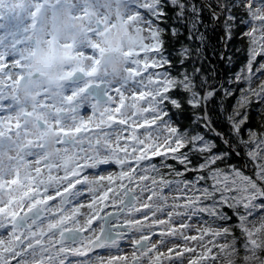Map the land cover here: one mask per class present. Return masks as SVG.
<instances>
[{"label":"snow or ice","instance_id":"snow-or-ice-1","mask_svg":"<svg viewBox=\"0 0 264 264\" xmlns=\"http://www.w3.org/2000/svg\"><path fill=\"white\" fill-rule=\"evenodd\" d=\"M126 4L127 0H0V197L8 194L7 203L0 199V216L6 214L10 219H19L30 214L34 220L43 222L45 217L40 213H47L48 205L79 185L90 187L87 203H77L69 215L63 214V208L52 211L56 219L49 223L47 231H36L38 225H33L26 238L21 232L14 234L11 240L0 239V264H17L25 246L39 250V264H44L45 260L55 264V249L60 248L65 232L70 231L61 225L68 220H76V231L84 237L79 248L62 249L64 253L75 252L87 257L96 252L97 247L104 246L101 241L109 227L128 228L133 232L151 228L155 231L132 242L138 251L133 254L131 264H144L145 259L149 264H215L218 254L228 253L226 244L216 242L227 236V230L221 231L210 224L191 229L188 224L177 223L174 217L185 215L182 209L189 205L206 203L209 188L214 198L211 206L201 211H208L210 215L215 214L219 205L230 212L233 207L237 212L250 210L257 200L264 205V169L258 158V154H264V123H260L258 129L247 127L250 111L257 106L259 115L264 117V83L258 79L264 77V0H254L252 7L259 4L260 9L243 23L248 28L243 32L247 40V63L228 82L229 87L221 85L217 89L213 84L212 90L206 93L205 81L216 76L215 66L207 63L208 38L201 31L207 28L201 13L209 6L197 0H135V10L129 12ZM211 9L212 18L225 25L220 39L222 48H228L235 33L228 27L231 20L225 15L235 17L239 9L230 11L229 7H224L223 14L219 4ZM244 16L249 14L244 13ZM240 19L243 17L238 18V23ZM182 36L193 46L182 42ZM173 41L180 44L178 51L174 45L169 47ZM225 58L232 63L233 57L221 53V59ZM174 61L181 66L190 65L194 73H201L204 78L186 75L178 83L177 76L169 75L170 70H176ZM67 64H74L87 77L101 74L105 78H117L122 72L133 78L141 73L137 67L126 65L143 66L155 74L164 103H175L173 98L178 94L173 89L181 90L180 95L188 96V104L200 113L196 117L197 127L209 128L220 139L223 137L225 143L232 141L218 132L214 123L218 112L228 113L224 101L235 96L236 104L225 118L233 134H248L247 143L255 151L241 149L247 162L240 160L239 164H234L227 155L213 148L206 134L194 135L193 143L188 145L175 137L165 144L148 142L150 136L142 139L139 134L154 126L155 119L131 123L130 118L120 115L130 102L143 100L147 93L136 91L128 96L116 88L113 91L118 94L119 103L107 110L111 113L107 120L123 125L125 136L115 144L103 142V151L110 153V159L100 157L102 142L97 138L95 145H88L95 154L89 153L80 160L62 146L71 136L94 132L104 121L81 120L75 127H63L59 120L49 123L44 119L45 110L53 108L48 102L51 89L72 75V72L61 74ZM216 97H220L218 104ZM108 98L113 99L110 94ZM67 99L72 100L73 96ZM167 115L164 113L160 118ZM52 137H55L56 148L49 152ZM37 149L34 166L26 157ZM61 152L64 156L61 164H57L55 157ZM230 155L233 160L239 158L236 152ZM150 161L155 162L147 163ZM105 164L111 168L119 165V171L97 174L94 180L86 174V170L91 172L97 167L103 173ZM61 165L65 174L58 176ZM64 181L69 183L63 186ZM53 183L60 186L49 192V185ZM17 188L24 189L19 196L15 194ZM169 193L179 195L169 197ZM169 199L173 203L168 204ZM24 201H30L27 208ZM153 201H159L168 210L158 209ZM84 209L89 214L82 226L77 218L84 214ZM157 211H161L163 218L153 219ZM229 211L228 215L223 212L219 215L225 221L240 220L241 231L251 250H264V218L256 221L245 215H230ZM117 212L126 218L110 224L109 217ZM102 220L99 234L88 237ZM148 221L152 222L146 223ZM21 225L28 228L23 221ZM184 229H189V234L184 235ZM56 233L61 241L53 235L48 243V237ZM177 233L183 244L161 251V245L153 243ZM123 235V232L115 233L117 237ZM205 239H208L206 246ZM95 260L98 264H129V255L117 249L116 254H98Z\"/></svg>","mask_w":264,"mask_h":264},{"label":"clouds","instance_id":"clouds-1","mask_svg":"<svg viewBox=\"0 0 264 264\" xmlns=\"http://www.w3.org/2000/svg\"><path fill=\"white\" fill-rule=\"evenodd\" d=\"M216 4H219L221 13L224 7H229L230 11L239 9V12L235 17H229L225 15L226 19H230L231 23L228 27L235 32L240 23H244V19H240L239 23L237 22L238 18L243 17L244 13H248L249 17L253 16L257 11H259V4L255 8L252 7L254 0H235V3H232V0H215ZM211 9V5H208ZM126 7L129 12L135 10V0H127ZM212 10V9H211ZM225 25L223 24V27ZM86 50V49H82ZM91 54V53H89ZM133 59H137L133 57ZM176 63V61H174ZM137 67V70L141 73L139 76L133 78H128L129 74L122 72L119 77H103L101 74H97L93 77H87L83 75L80 70L74 64L64 65L61 71L63 72H72L70 77L65 78L62 81H59L56 86L51 89L50 95L48 97V102L53 105V108L47 109L44 112V119L49 123H53L57 120L61 122L60 126L63 127H75L80 123L81 120L92 119L93 123H100L101 120L104 122L100 124V127L94 132L82 133L79 136H71L68 138L66 145L62 147H67L69 154L73 156H78L80 160H84L85 156L89 153H93V150L88 147L89 143L95 145L97 138L102 142L101 150L99 151L100 157L110 159V153L103 151V142L110 141L112 144L117 143L125 136V128L121 124H117L107 120V115L111 114L107 110L114 107L115 104L119 103V96L113 89L120 88L123 90L126 95L131 96L133 92L140 91L147 93L143 100H137L130 102L124 109H122L120 115L123 118H130L131 123H142L144 120L152 121L156 120V124L152 127L145 128L139 135L142 139L151 137V141L148 142H158L160 144H165L170 141L172 137L180 139L184 142L185 145L193 143V136L196 134L204 135L212 133L209 128L197 127L196 117L200 115L197 109H193L191 105L188 104L189 97L182 95L180 97H174L175 103L166 104L164 103V98L159 94L160 86L155 83V74L153 72L146 71L143 66L128 64L126 67ZM176 70H170L169 75H174L173 73ZM186 75H191L195 77L200 75L203 79L204 76L201 73H194L192 68L189 70L188 67H184L179 71L178 83H181L183 77ZM260 83H264V77L258 78ZM103 80V83L101 81ZM217 84L216 76H213L211 80L205 81L204 92L212 90V85ZM90 85H98V87H92ZM221 87V86H220ZM217 88V86H216ZM259 88V84L257 85ZM219 89V88H217ZM109 94L113 97L112 100H109ZM68 96H73L72 100H68ZM31 106V105H29ZM61 109L57 112L55 109ZM191 112L193 119L191 123L180 118L182 113ZM164 113L168 115L164 118H160ZM174 114V115H173ZM261 123H264L262 121ZM184 128V131L173 132V129ZM33 132L36 131L35 128L32 129ZM231 141L232 143H225L224 138L221 137V144H218L215 140L207 138L212 142L213 148L217 151H220L227 155L228 159L234 164H239L240 160H245L246 157L241 154V149L244 152L255 151L249 147L248 134L245 133H236L233 134L231 129ZM55 137L50 139L48 146L49 152H54L56 144L54 142ZM73 141L75 143H73ZM245 141V142H241ZM83 151H80V149ZM38 149L34 150L33 155L26 157L30 159L34 166L35 161L38 159ZM230 152H236L239 159L233 160L230 155ZM64 156V153L61 152L59 156L55 157L57 164H61V160ZM259 161L261 163V168L264 169V154H258ZM166 159V158H162ZM155 161H150L147 163H154ZM119 165L114 168L109 167L108 164L104 165V172L100 173V169L93 168L91 172L86 174L90 179H95L97 174H107V171H119ZM250 168V166H249ZM70 170V169H69ZM58 176H63L65 174L63 166L61 165L60 170L56 173ZM69 181H64L63 186H66ZM208 183V181H206ZM60 185L55 183L49 185V192H54ZM92 187H95L93 185ZM24 191L23 188H17L15 194L20 195ZM169 197L173 195H179V193H169ZM90 198V187L87 185H79L78 187L72 189L70 192L66 193L65 196L61 197L54 203L48 205V212L40 213L41 216H44L43 222L36 221L32 216L25 215L19 219H10L6 214L0 216V239L11 240L13 239L14 234L23 233L25 238L29 235L30 230L33 225H38L35 229L36 231L45 230L47 231L48 225L50 222H53L56 218L53 217L52 211L63 208L64 215H69L72 213L73 208L77 203H87ZM214 198V193L209 188L208 190V200L206 203L202 204H192L188 207L182 209L185 215L174 217L177 223H185L190 225L191 229L203 228L205 224H210L213 227L221 228V231L227 230V236L223 239H217V243H224L228 246V253L218 254V258L215 261V264H264V250H251V245H248L245 240V234L241 231V221L238 219L225 221L219 213L223 212L225 215H228L223 205H219L215 208V214L210 215L208 211H201L202 208L210 207L212 200ZM4 203H7L8 194H3L0 197ZM30 201H24L25 208H27ZM168 204L173 203L171 199L167 202ZM153 204L158 207V209L167 211L164 204L159 201H153ZM19 207V204L16 205ZM83 215H80L77 219L80 225H85L88 217V210L84 209ZM232 215H245L246 217H251L252 220H261L264 218V205L260 204L257 200L254 202V206L249 209H240L237 212L236 207H233L231 210ZM151 215V213H150ZM126 217H121L120 213L117 212L115 216L109 217V223L113 221L120 223ZM132 218V217H127ZM163 218L161 211H157L156 216L153 219ZM23 221L24 225H27L28 228H25L21 225ZM148 221L146 223H151ZM101 227H103V220L98 224L95 229L88 233V237H93V234H99ZM61 228L70 229V231L65 232L63 241L60 245V248L55 249L56 256L55 264H98V261L95 260V256L101 253L116 254L117 249L120 251H126L129 255V264H131L132 256L135 252L138 251L137 246L132 243L134 240H139L140 237L144 234H151L155 229L145 228L143 231H130L128 228H115L109 227L102 238L101 243L104 244L103 247H97L96 252L91 253L87 257L78 256L75 252L64 253L62 249H76L80 247V241L84 237L83 233L77 232V222L76 220H68L65 224L61 225ZM189 229H184V235L189 234ZM123 232L125 235L117 237L115 233ZM55 236V239L59 242L61 241V236L56 233L48 237L47 242L51 243L52 236ZM264 235V234H262ZM115 240L113 244L112 241ZM23 243V241L21 242ZM153 243L161 245V251L167 247L174 246L176 244H183L184 241L181 239L180 234L177 233L173 237L169 238H158L153 241ZM191 243V241H189ZM206 246L208 244V239H205L203 242ZM24 253L23 256L18 260L17 264H39V250L32 249L29 250L26 246L21 249ZM44 264H49L45 260ZM144 264H149L148 260L145 259Z\"/></svg>","mask_w":264,"mask_h":264},{"label":"trees","instance_id":"trees-1","mask_svg":"<svg viewBox=\"0 0 264 264\" xmlns=\"http://www.w3.org/2000/svg\"><path fill=\"white\" fill-rule=\"evenodd\" d=\"M197 2L202 5H211V8H216L215 0H197ZM201 19L203 20L204 24L207 25V28H201V31H203L208 38V47L205 50V56L207 57L208 65L215 66L217 81L216 86L217 88H220L221 85H223L224 87H229L230 85L228 82L232 80L234 78V75L236 73H239L243 66L247 63V40L244 38L243 32L248 31V28L243 23H240L238 29L234 32V39L228 42L229 47L222 48V41L220 37L224 35L223 22L213 19L211 9H209L208 7H204L201 13ZM243 19L247 20L248 17L243 16ZM186 35L187 33L185 32V36ZM180 39L184 43H189L184 39V36H182ZM173 45L178 51L180 44L173 41L172 44L169 45V47L171 48ZM189 46H193V43H189ZM238 49H241V51H237ZM221 53H223L225 57H233L232 63H229L226 58L221 59ZM184 67H188L189 70L191 69L190 65L186 64L184 66H181L179 65L178 61H176V71L173 74L178 75L179 71H181ZM173 91L178 94L177 97L181 96V90L173 89ZM222 96L223 92L220 93V97ZM220 97L215 98V102L217 104L220 102ZM224 103L225 107L228 109V113H230L232 107L236 104V97H229L224 101ZM228 113L221 114L218 112V119L215 121L214 127L218 132L224 133L225 138L231 139V126L225 118ZM180 118L182 120L188 121L189 123H191V120L193 119L191 112L182 113ZM262 121H264V117L259 115V106H257L255 110L250 111V121L247 127L258 129ZM201 131H203L202 127ZM207 136L208 138L215 140L218 144H221V146H223L221 139L217 137L215 133H209L207 134ZM225 210L229 211L227 209ZM229 214L231 215L230 211ZM233 220H235V218Z\"/></svg>","mask_w":264,"mask_h":264},{"label":"flooded vegetation","instance_id":"flooded-vegetation-1","mask_svg":"<svg viewBox=\"0 0 264 264\" xmlns=\"http://www.w3.org/2000/svg\"><path fill=\"white\" fill-rule=\"evenodd\" d=\"M101 254L105 255V253H101Z\"/></svg>","mask_w":264,"mask_h":264}]
</instances>
